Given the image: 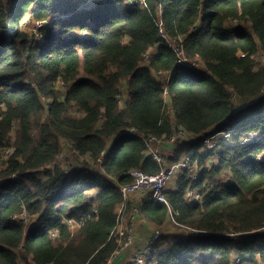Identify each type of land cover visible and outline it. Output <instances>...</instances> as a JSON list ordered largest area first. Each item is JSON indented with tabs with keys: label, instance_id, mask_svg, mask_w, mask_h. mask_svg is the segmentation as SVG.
I'll use <instances>...</instances> for the list:
<instances>
[{
	"label": "trees",
	"instance_id": "trees-1",
	"mask_svg": "<svg viewBox=\"0 0 264 264\" xmlns=\"http://www.w3.org/2000/svg\"><path fill=\"white\" fill-rule=\"evenodd\" d=\"M27 18L38 35L22 30ZM260 52L264 0H0V264H108L122 208L176 226L153 264H264ZM180 129L190 137L165 159L190 157L196 179L186 170L166 204L125 201L132 171L161 170L137 133ZM221 131L230 137L204 145Z\"/></svg>",
	"mask_w": 264,
	"mask_h": 264
},
{
	"label": "built area",
	"instance_id": "built-area-1",
	"mask_svg": "<svg viewBox=\"0 0 264 264\" xmlns=\"http://www.w3.org/2000/svg\"><path fill=\"white\" fill-rule=\"evenodd\" d=\"M234 24L238 25L237 21H235ZM39 27H41V25H39ZM169 45L175 50L176 53H178L179 63L181 65L199 67V63L195 61H190L188 58L184 57L183 52L175 45V43L170 42ZM147 59L148 56H146V60ZM158 75H165L167 76L168 80V77H170L171 73H160ZM130 132L135 133L133 130H130ZM179 132L184 133L182 129H180ZM230 134V131L217 132L214 135L206 137L204 139V145L209 148H213L217 145L218 140L229 138ZM137 135L144 141L146 145L147 154L150 155L159 164L161 170L156 175H147L139 170L132 171L131 176L133 177V183L122 188L124 200H131L135 195H140L144 198L145 196L150 194L153 200L166 204L168 201L167 192L169 186L173 182H176V180L180 178L186 170H188L192 174V177L196 179L199 172L198 168L195 164H192L190 162V157L183 158L182 160L173 164H168L166 162V159L163 157L161 151L162 145H164L166 142H170L174 145L177 140L181 138L177 137L176 134L168 140L157 138L152 135L146 136L141 133H137ZM250 136L248 139L245 140V142H251L257 138L256 133H251ZM9 152L10 151H7V153ZM97 167L99 166L96 164V168ZM187 198L190 201H197L198 195L193 190H190L188 192ZM119 212L121 224L125 220V217H123V208ZM137 215H139L138 208L134 209L131 216V221L118 226L117 234L121 239H124V242L121 245L120 249L111 257L109 263H113L125 251V248H128L132 245V243H135L137 228L135 226L134 221ZM21 219H24L25 223H28L30 220V218L28 219V216L25 215H22L20 218H18L19 221ZM69 224L73 225L74 223L73 221H69ZM184 231L185 233L181 235V239H186L188 237H194L197 235V232L195 230L184 229ZM160 237L161 231L160 229H157L151 235L150 239L144 245L138 248L136 252L130 256V258L126 260L125 264H153V253ZM232 239L240 240L239 237L234 235H232ZM239 262L240 258L236 259L234 264H237Z\"/></svg>",
	"mask_w": 264,
	"mask_h": 264
},
{
	"label": "rangeland",
	"instance_id": "rangeland-1",
	"mask_svg": "<svg viewBox=\"0 0 264 264\" xmlns=\"http://www.w3.org/2000/svg\"><path fill=\"white\" fill-rule=\"evenodd\" d=\"M92 1H94V0H92ZM39 25H41L42 26V24H40V23H38V22H33L32 21V19H30V18H27V19H25L24 20V22H23V24H22V30L24 31V32H26V33H29L30 35H38L39 34V29H40V27H39ZM233 25L234 26H236L234 23H233ZM200 62V61H199ZM257 62L258 63H264V52H260L259 54H258V56H257ZM200 67H202L201 66V63H200ZM159 76H161V75H159ZM164 77L167 79V76H165L164 75ZM66 86L65 85H63V84H61V83H58L57 84V90L60 92V94H61V97L63 98V96L65 95V92H66ZM251 101H249V100H246V101H244L243 102V104L241 105V106H246L247 104H249ZM165 103H166V105H167V112H168V114L171 116V117H174L173 116V112H172V108H171V102H170V100L168 99V97H166L165 98ZM176 136L177 137H181L180 139H178V140H186V139H189V137L190 136H188L186 133H180L179 131H177V133H176ZM249 137V136H248ZM250 137H252V136H250ZM191 139H193V136H191ZM177 140V141H178ZM177 143V142H176ZM170 146H172L173 147V144L172 143H170V142H166L164 145H162V149H161V151H162V155H163V157L165 158V156H167V155H169V154H171V153H173V151H174V149L173 150H169V147ZM174 148V147H173ZM67 147H66V145L65 144H63V149H62V155L60 156V161H66L70 156L69 155H67ZM10 154V152L9 153H5V155H9ZM184 158H186V157H184ZM71 159V158H70ZM69 159V160H70ZM167 162V161H166ZM91 166L93 167V168H96V164L95 163H92L91 164ZM172 186H175V183H172L171 185H170V188L172 187ZM120 213V212H119ZM131 216H132V214L130 215V216H128L127 218H125V220H124V222L123 223H121L120 225H122V224H125V223H128L129 221H131ZM30 217H28V219H29ZM139 221H141V222H139ZM142 221H145V222H147L146 220H144L142 217H141V215L139 214V215H137L136 216V219H135V221H134V223H135V226L136 227H138L139 229L137 230L138 231V234L136 233V239H135V243H132V245L130 246V247H128V248H125V251L126 252H128L129 253V256H128V258H130V256L133 254V253H135L136 252V250L138 249V248H140L142 245H139V246H136V244L138 243V241H137V239H138V237H139V240L140 241H144V240H149L150 239V237H151V235L157 230V229H160V231H161V237H160V239L162 238V236H164V235H166V234H175V233H178V230H177V228H176V226L173 224V223H168V224H166L164 227H162V228H158V227H156V225L155 224H153V223H149V222H147L148 223V225H146V227L145 228H142L143 227V223H142ZM139 222V223H138ZM184 233H182L181 235H183ZM160 239H159V241H160ZM147 240V241H148ZM159 241H158V243H159ZM158 245V244H157ZM119 258V257H118ZM117 258V259H118ZM111 262V261H110ZM109 264H112V262L111 263H109Z\"/></svg>",
	"mask_w": 264,
	"mask_h": 264
},
{
	"label": "crops",
	"instance_id": "crops-1",
	"mask_svg": "<svg viewBox=\"0 0 264 264\" xmlns=\"http://www.w3.org/2000/svg\"><path fill=\"white\" fill-rule=\"evenodd\" d=\"M174 147V148H173ZM170 146L169 147V150H173V149H175V146ZM173 183H175V182H173ZM169 188H170V186H169ZM168 188V189H169ZM133 200L134 199H136L135 201L137 202V203H139V202H141V201H143V196H140V195H135L133 198H132ZM131 199V200H132ZM139 222H141V221H139ZM138 222V223H139ZM142 223H143V227L142 228H145L146 227V225H148V223L147 222H145V221H142ZM137 228V230L139 229L138 227H136ZM137 234H138V231H137ZM148 240V239H147ZM147 240H144V241H140L139 240V237H138V239H137V241H138V243L136 244V246H139V245H144L146 242H147ZM128 256H129V253L128 252H126V251H124L120 256H119V258L118 259H116L112 264H125L126 263V260L128 259Z\"/></svg>",
	"mask_w": 264,
	"mask_h": 264
},
{
	"label": "bare ground",
	"instance_id": "bare-ground-1",
	"mask_svg": "<svg viewBox=\"0 0 264 264\" xmlns=\"http://www.w3.org/2000/svg\"><path fill=\"white\" fill-rule=\"evenodd\" d=\"M35 233H36V232H35ZM36 234H37V233H36ZM36 234H35V235H36Z\"/></svg>",
	"mask_w": 264,
	"mask_h": 264
}]
</instances>
